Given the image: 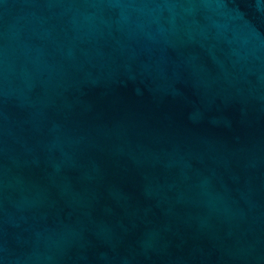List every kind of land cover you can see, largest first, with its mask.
<instances>
[{
    "label": "water",
    "instance_id": "water-1",
    "mask_svg": "<svg viewBox=\"0 0 264 264\" xmlns=\"http://www.w3.org/2000/svg\"><path fill=\"white\" fill-rule=\"evenodd\" d=\"M0 264H264V0H0Z\"/></svg>",
    "mask_w": 264,
    "mask_h": 264
}]
</instances>
